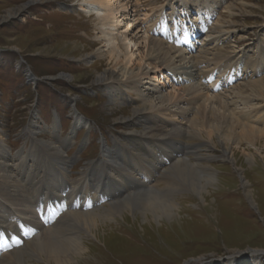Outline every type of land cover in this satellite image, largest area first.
I'll list each match as a JSON object with an SVG mask.
<instances>
[{
  "label": "rangeland",
  "instance_id": "374dc122",
  "mask_svg": "<svg viewBox=\"0 0 264 264\" xmlns=\"http://www.w3.org/2000/svg\"><path fill=\"white\" fill-rule=\"evenodd\" d=\"M80 1L0 0V144L4 143L13 156L26 155L29 151L34 153L32 150L40 142L55 140L52 136L54 126L58 138L65 137L73 130L74 116H79L83 123L71 134L70 144L65 147L68 156H75L67 166L73 179L78 178L87 162L99 158L100 146H112L115 136L127 131L115 118L128 117L133 107L132 102L119 99L117 110L111 113L108 93L102 84L94 82L99 73L110 68V64L97 54L103 50V42L98 37L95 16L70 11V6ZM125 2L128 8L132 6L134 12L131 14H135L141 32L147 29L149 36L175 47L192 46L193 52L206 42L215 45L213 34L205 35L209 34L215 20L219 18L222 24L229 26L231 31L225 46H233L226 48L230 56L219 63H210L209 67L205 63L199 66L204 71L217 70L223 74L219 90L209 88L212 92H224L223 95L231 99L234 96L229 90L231 87L264 77L261 59L264 0L122 1ZM23 5L22 11L15 15L14 12ZM8 14L12 16L8 17ZM122 18L119 17V31H124L129 22ZM158 23L160 29L155 27ZM136 24L131 26L129 37L136 32ZM159 31L164 34H158ZM168 31L170 35L166 39ZM192 31L196 32L193 37L183 40L186 33ZM240 60L246 69L242 70ZM252 65L260 68L255 69ZM168 72L149 74L152 78L156 76L152 86L156 85L158 92L147 90L144 85L140 88L141 96L136 98L155 99L154 104L158 106L161 95H167L173 87L183 89L192 83L176 80ZM227 72L234 76L233 81L223 82ZM61 74L68 77L64 79ZM203 82L210 85L205 79ZM181 93L179 90L178 95ZM258 101L259 113L264 115V100ZM176 107L172 113L181 107L185 109L186 105L180 101L179 108ZM197 109L198 104H192L187 117L182 119L178 114L176 122L187 123ZM29 123L35 126L33 134L27 131ZM236 143L228 142L234 164L222 156L219 147L210 150L211 157L205 163L214 171L216 181L207 187L208 193L203 197L182 199L183 194L178 196L182 209L174 219L176 222L164 219L161 224H149L138 214L124 219L118 217L99 226L95 236H85L86 253L71 264H264V141L258 139L255 147L245 140L238 146ZM244 153L252 156L253 161L248 162ZM241 181L247 182L244 188ZM246 191L250 192L255 205L244 195ZM116 192L121 199L120 190L116 189ZM86 200L84 198L80 205L82 208L89 206ZM93 204L94 201L90 208H94L91 207ZM53 216L51 213L44 220L38 215L36 221L48 226L53 222ZM21 221L23 224L26 221L28 227L22 224V230L16 225L20 238L16 245L12 243V247L4 248V252L12 250L13 246H23L24 241L34 237L30 235L34 230L32 225L24 218ZM7 227L10 232L16 230L10 224ZM31 259L27 264H51L37 257Z\"/></svg>",
  "mask_w": 264,
  "mask_h": 264
},
{
  "label": "bare ground",
  "instance_id": "6f19581e",
  "mask_svg": "<svg viewBox=\"0 0 264 264\" xmlns=\"http://www.w3.org/2000/svg\"><path fill=\"white\" fill-rule=\"evenodd\" d=\"M122 1L81 0L70 6V11L92 14L98 21V37L103 42V50L97 54L101 59L106 58L110 68L99 73L94 82L102 84L108 93L111 113L117 110L119 99L132 102L128 117L115 118L127 131L115 136L112 146H100L99 158L87 162L75 179L67 170L75 156H68L65 147L83 123L79 116H74L73 130L65 137L58 138L54 126L52 136L55 140L40 142L32 150L34 153L29 151L26 155L13 156L4 143L0 144V264H27L28 259L34 257L51 264H71L86 253L84 237L95 236L99 226L118 217L124 219L138 214L149 224H161L164 219L176 222L174 219L182 209L178 196L183 194L182 199L203 197L208 193L207 187L216 181L214 171L205 163L211 157L212 148L219 147L222 156L234 164L235 159L229 153L230 140L237 141L236 146L245 140L253 147L258 139L264 141V115H260L258 106V100H264L263 76L231 87L229 90L234 95L231 99L225 97L224 92H212L201 82V78L204 75L207 78L209 73L200 69V64L208 66L224 61L229 55L226 48H233L232 45L225 46L231 31L229 26L222 24L219 18L215 20L209 34H205H213L215 45L206 42L193 52L192 46L175 47L149 36L147 29L141 32L135 14H131L134 12L132 6L128 8ZM24 7L14 10V14ZM128 11L130 14H126ZM119 17L129 21L124 31H119ZM134 24L137 29L133 37L137 39L128 36ZM157 26L161 28L159 23ZM195 33L187 32L183 40ZM158 34L164 33L159 31ZM261 53L264 62V49ZM242 63L240 60V65ZM162 70L169 71L176 80L192 83L183 89L173 87L167 95H161L158 106L154 104L155 99L136 98L141 96L140 88L144 85L147 90L158 92V87L152 86L156 76L152 78L149 74L155 75ZM61 76L68 77L66 74ZM179 90L182 95H178ZM180 101L186 105L185 109L178 107ZM195 103L198 109L195 116L187 120L189 124L177 123V115L186 118ZM174 107L179 108L178 112L172 113ZM27 127L28 133L33 134L35 126L29 123ZM243 155L248 162L253 161L252 156ZM246 185V181H241L242 188ZM116 189L120 190L121 199H118ZM244 195L255 205L250 192L246 191ZM84 198L89 206L82 208ZM93 201L91 207L94 208H90ZM51 213H54L53 222L48 226L36 221L38 215L45 220ZM21 218L32 225L34 230L30 235L34 237L24 241L23 246H13L12 250L4 252L2 240L9 233L13 245L19 240L16 225L23 224ZM7 224L16 230L10 232ZM24 224L28 227L26 221Z\"/></svg>",
  "mask_w": 264,
  "mask_h": 264
}]
</instances>
